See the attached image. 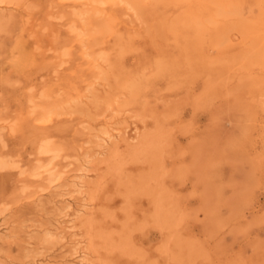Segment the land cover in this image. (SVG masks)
Returning a JSON list of instances; mask_svg holds the SVG:
<instances>
[{
  "label": "rangeland",
  "instance_id": "rangeland-1",
  "mask_svg": "<svg viewBox=\"0 0 264 264\" xmlns=\"http://www.w3.org/2000/svg\"><path fill=\"white\" fill-rule=\"evenodd\" d=\"M127 6L20 0L0 10V127H6L0 128V155L14 158L20 168L0 171V224L20 233L16 242L0 240V264H81L83 259L86 264H264V71L236 63L228 68L221 61H233L253 42L235 30L221 48L208 43L197 48L162 27L148 10L137 15ZM93 8L101 12L100 19L104 14L119 19L116 33L98 42L88 16L78 23L85 34L82 51L91 54L86 60H96L94 74L83 71L86 60L79 58L78 44L71 51L76 37L67 29L73 10ZM242 14L248 18L250 10ZM185 49L197 57L189 69L183 64ZM107 56L109 63L103 61ZM162 60L178 61L181 72L174 77L157 74L156 63ZM212 61L211 73L204 65ZM136 77L144 78V84L138 101L131 102L124 86ZM252 79H261V87L253 88ZM108 95L114 98L111 107L104 101ZM48 112V123L28 129L27 116ZM102 130L112 139L100 152L87 142ZM45 143L55 151L49 157L58 156L56 173H64L57 192L83 174L76 169L86 153L95 155L84 177L87 193L70 200L75 203L68 209L75 230L63 231L69 220L59 227L49 188L42 182L32 181L29 191H20L30 182L19 175L21 170L31 171L46 159L39 155ZM3 231L0 236L8 235ZM44 231L50 232L46 244ZM74 252L77 262L69 258Z\"/></svg>",
  "mask_w": 264,
  "mask_h": 264
},
{
  "label": "bare ground",
  "instance_id": "bare-ground-1",
  "mask_svg": "<svg viewBox=\"0 0 264 264\" xmlns=\"http://www.w3.org/2000/svg\"><path fill=\"white\" fill-rule=\"evenodd\" d=\"M26 1V0H25ZM64 2L66 1H74V2H80L83 0H61ZM89 3L91 4H99V5H112V6H117L121 3H125L126 5L130 6L129 9L134 10L137 15H142L145 14V12H148L150 14H152L153 16H156L159 18V23L162 27H164L165 29H168L171 33H173L175 36L178 37H182L183 40L185 41L184 43H190V41H192L194 44H196L197 48H201L202 46H204V44H211L212 46L221 48L222 46L226 45L228 43L227 37L230 34L231 31H239L242 35L243 38H246V40H251L253 42V46L249 47L248 49L245 50L244 53H242L241 55H239L236 59H234L233 61L227 60V59H221V61H223L224 65H227L228 68L233 67L234 64H241V66L251 69L254 68L255 66H258L261 68V70L264 71V0H87ZM20 0H0V10H4L5 8H8L9 6L15 5L16 3H19ZM119 2V3H118ZM50 6V5H49ZM127 6V7H128ZM34 7V6H33ZM37 8V7H36ZM50 8V7H49ZM248 8V10H250V15L248 18H243V14L242 11L243 9ZM74 9V8H73ZM7 10V9H6ZM27 10V9H25ZM37 10V9H36ZM55 10V9H54ZM148 10V11H147ZM9 11V10H7ZM6 12V11H5ZM31 12V11H30ZM257 12V14H256ZM48 14V13H47ZM101 14V12L99 10L96 9H90V10H78L75 9L73 10L70 14H69V19L71 21V23L68 26V32L71 35H74V37H76L74 40L71 41V51L74 52L75 47L77 46V44L80 46V51H78L80 53L79 58L82 61H85L88 57L91 56V54H88L82 51V49H84L86 47L83 38H85V34L82 33L81 29L78 26V23L82 22L84 23V20L86 19V17L88 16V20L90 25L92 26L91 28V36L92 37H96L95 40L96 42H98L99 39H101L102 37H106V36H111L113 34L116 33V26L119 23V19L117 16L115 15H106L104 14L101 19L99 17V15ZM51 15V14H50ZM49 15V19L50 16ZM62 15V14H61ZM56 17V16H55ZM53 17L52 19L55 20ZM59 18V17H58ZM27 20V18H25ZM29 19V18H28ZM57 19V18H56ZM99 19V20H98ZM25 20V21H26ZM58 20V19H57ZM3 17L0 18V32L3 31ZM61 21V20H60ZM127 21V20H126ZM129 21H131L129 19ZM27 24V21H26ZM26 27V26H25ZM32 30V29H31ZM52 35V34H51ZM55 36V34H54ZM238 36V35H237ZM237 38V37H236ZM125 40V39H124ZM154 40V39H153ZM116 45V44H115ZM245 46V45H244ZM248 46V45H247ZM185 47V46H184ZM209 47V46H208ZM187 48V47H186ZM50 49V48H49ZM201 50V49H199ZM212 50V49H211ZM77 52V53H78ZM88 52V51H87ZM106 52V51H104ZM210 52V51H209ZM66 55H69V51L65 52ZM63 54V53H62ZM228 56V55H227ZM217 57V56H216ZM231 57V56H230ZM193 59H197V57L188 50L185 49L184 52V60L183 64L186 66V69H189L190 66H192V61ZM218 59V58H217ZM106 62H111V59L109 56L103 58V61ZM175 60V59H174ZM179 60V59H178ZM100 61V60H99ZM170 61V62H169ZM173 60H162L156 63V71L157 74L159 75H168L171 77H174L176 75H178L181 71V64L178 63V61H173ZM96 62V60L90 61L89 59L85 61V66H82L83 71L85 70L86 72L89 73H93L95 72V68L96 66L94 65V63ZM215 64V62H207L204 66L205 68L209 69L208 72H213V65ZM64 65V63H63ZM61 67V65H59ZM58 66V67H59ZM95 66V67H94ZM61 69V68H60ZM101 70V69H100ZM55 72V70H54ZM243 72V71H242ZM220 73V71H219ZM218 74V73H216ZM54 75V74H53ZM210 78V77H209ZM43 79V78H42ZM57 79V78H55ZM94 79V78H93ZM73 80V79H72ZM98 80V79H97ZM96 81V79H95ZM144 82V78L142 77H136V78H132L128 83H126V85L124 86V89H126L130 95H131V102H137L138 98L136 96V94L143 88V83ZM263 81H261V79H252L250 84L252 85L253 88H260L261 84ZM98 84V83H97ZM208 84V82H207ZM94 85V84H92ZM91 85V86H92ZM264 85V84H263ZM88 86V87H91ZM98 86V85H97ZM101 86V85H100ZM103 86V85H102ZM87 88V87H86ZM91 89V88H89ZM87 90V89H86ZM41 91V90H40ZM90 92V91H88ZM59 93V92H58ZM86 93V91H85ZM91 93V92H90ZM89 93V94H90ZM42 94V93H41ZM44 95V94H42ZM41 95V96H42ZM91 95V94H90ZM46 96V95H45ZM59 96V94L57 95ZM56 96V97H57ZM89 96V95H88ZM44 97V96H43ZM119 97V96H118ZM122 97V94H121ZM41 98V97H40ZM83 98V97H82ZM87 98V97H86ZM117 98V97H116ZM80 99V98H79ZM78 99V100H79ZM85 99V97H84ZM118 99V98H117ZM206 99V97H205ZM208 99V98H207ZM36 100V99H35ZM75 99H73L74 101ZM77 100V99H76ZM75 100V101H76ZM87 100V99H86ZM120 100V99H119ZM71 101V103L73 102ZM88 101V100H87ZM103 101V100H102ZM104 101L106 102V104H108L109 107H111V104L114 101V98H112V96L106 97L104 99ZM208 101V100H207ZM77 102V101H76ZM161 102V100H160ZM69 103V102H67ZM207 103V102H206ZM117 104V103H116ZM65 105H67L65 103ZM69 105V104H68ZM86 107V106H85ZM96 109V108H95ZM32 110V109H31ZM54 110V109H53ZM57 111V109H55ZM116 112V111H114ZM128 112V111H127ZM126 112V113H127ZM105 113V112H104ZM118 113V112H116ZM115 113V114H116ZM120 113V112H119ZM78 114V112H77ZM81 114V113H80ZM121 114V113H120ZM49 112L47 115L45 114H41L38 117L32 118L31 116H27L26 121H27V127L29 130L31 131H36L35 129H38V124H46L49 121ZM79 115V114H78ZM83 115V114H81ZM80 115V116H81ZM104 114H102L103 117ZM85 116V114H84ZM105 116V115H104ZM117 116V115H116ZM120 116V115H119ZM87 117V116H85ZM97 117V116H96ZM135 117V116H134ZM134 119V118H132ZM89 120H91L89 118ZM111 120V119H109ZM108 120V121H109ZM126 120V119H125ZM131 120V119H130ZM125 122V121H124ZM116 123V122H115ZM85 125H88L86 123H83ZM81 125V124H80ZM83 125V126H85ZM135 125V124H134ZM89 126V125H88ZM104 126V125H103ZM113 126V125H112ZM82 127V125H81ZM114 127V126H113ZM120 127V125L118 126ZM243 127V126H242ZM1 128V127H0ZM103 129V127H101ZM105 128V127H104ZM110 128V127H109ZM6 129V127H2L1 130ZM84 129V127H83ZM89 129V128H88ZM136 129V128H135ZM91 130V129H89ZM88 130V131H89ZM107 130V128H106ZM103 131L100 135L101 136H96V135H92L94 137V139H96L97 143L94 141V139H91L88 143V146H94L95 149L97 148L98 151H104V146L106 145L105 143H107V139L109 138L110 140L112 139L111 133H109L108 131ZM128 130V129H127ZM137 130V129H136ZM135 130V132H136ZM41 131V130H40ZM92 131V130H91ZM89 131V132H91ZM93 132V131H92ZM97 132V130L95 131ZM101 132V131H100ZM99 132V133H100ZM117 132V131H116ZM120 132V131H119ZM118 132V135H119ZM127 132V131H126ZM125 132V133H126ZM158 132V131H157ZM90 134V133H89ZM137 134V133H136ZM91 136V137H92ZM125 136H127L125 134ZM116 137V136H115ZM154 137V136H153ZM160 137V136H159ZM242 137V136H241ZM90 138V137H89ZM88 138V139H89ZM50 139V138H49ZM53 139V138H52ZM55 139V138H54ZM114 139V138H113ZM117 139V138H116ZM160 139V138H159ZM164 139V138H163ZM3 140V134L0 133V141L2 143ZM64 140V139H63ZM131 140V139H130ZM109 141V140H108ZM136 141V139L134 140V142ZM110 142V141H109ZM104 143V144H103ZM179 143V142H178ZM86 144V143H85ZM108 144V143H107ZM157 145V144H156ZM40 146V145H39ZM115 146V145H114ZM135 146V144H134ZM87 147V146H86ZM137 147V145H136ZM108 148V146H107ZM106 148V149H107ZM114 148V147H113ZM90 150V149H89ZM88 150V151H89ZM119 151V150H118ZM232 151V150H231ZM87 152V151H86ZM134 151H131V153ZM137 152V151H136ZM134 152V153H136ZM151 152V151H150ZM55 153V151L51 148L50 143H45L44 145H42L39 148V155L40 156H44L46 157L45 160H40L37 165L34 164V168L31 171H23L21 170L20 174L21 176H26L27 179L30 180V182L26 185H22V187L20 189L21 193L22 192H26L29 191L32 187H31V182L32 181H37V182H42L44 185H46L47 188H49V194H50V202L49 204L52 206L53 211L56 213L55 217H56V222L58 223L59 227L63 225V223H67V220H71L70 218V208H72V203L70 202V200H73L74 194H83L82 191L83 188L85 187L86 183H85V179L84 177L86 176V173H88V166H90L89 164L91 163V160L93 158H95V153L93 154L94 156H92L91 151L86 153L84 156L83 161H80L78 167L76 170H78V173H83L80 176H73V179L70 182V185H67L66 182V186H68L69 188H62L63 190L60 192H57V190L59 191L61 188V185H57L58 182H60L61 178L64 176V173H56V169L54 166V161L58 158L57 155H53L51 157H49V155ZM99 154V153H98ZM97 154V155H98ZM102 154V153H101ZM177 154V152H176ZM180 154V153H179ZM199 154V153H198ZM84 155V154H83ZM103 155V154H102ZM139 155V154H138ZM143 155V154H142ZM101 157V155H99ZM83 157V156H81ZM97 158V157H96ZM110 158V157H109ZM140 158V157H139ZM14 158L11 159V157L7 156H2L0 155V171H6V170H17L20 169L19 168V164L17 162H15L13 160ZM64 159V158H63ZM66 159H70V158H66ZM72 159V157H71ZM70 159V160H71ZM77 159V158H76ZM100 159V158H99ZM78 160V159H77ZM94 160V159H93ZM151 160V159H150ZM154 160V159H153ZM226 160V159H225ZM38 161V160H37ZM145 161V160H143ZM198 161V160H196ZM135 162V161H134ZM150 162V161H149ZM157 162V161H156ZM152 163V162H151ZM157 164H159L157 162ZM215 166V164H213ZM217 165V164H216ZM72 164L69 166H65V168L67 170H69V167H71ZM160 166V165H159ZM26 167H23V169ZM215 168V167H214ZM22 169V168H21ZM25 170V169H24ZM91 170V169H90ZM150 170V169H149ZM171 172V171H170ZM90 173V172H89ZM95 173V172H94ZM256 173V172H255ZM74 174H76L74 172ZM120 174V173H119ZM77 175V174H76ZM79 175V174H78ZM96 175V174H95ZM88 176V175H87ZM125 177V176H124ZM87 178V177H86ZM90 178V177H89ZM88 178V179H89ZM127 178V176H126ZM69 179V178H68ZM66 180V179H65ZM92 180V179H90ZM62 181V180H61ZM68 181V180H67ZM65 182V181H64ZM92 182V181H91ZM186 182V181H185ZM21 184V183H19ZM61 184V183H59ZM69 184V183H68ZM94 184V183H93ZM64 185V183L62 184ZM96 186V185H95ZM206 188V187H205ZM92 191V190H91ZM86 192V190L84 191ZM120 192V191H119ZM87 193V192H86ZM24 195V194H23ZM43 198L45 197V193L43 194ZM79 195V196H80ZM193 195V194H192ZM35 196V195H34ZM48 196V195H47ZM85 196V195H84ZM83 196V197H84ZM87 196V194H86ZM33 197V196H32ZM37 197V196H36ZM41 197V195H40ZM39 200L43 199V198H39V196L37 197ZM36 198V199H37ZM80 198V197H79ZM82 198V197H81ZM47 199V198H46ZM46 199L44 200L46 202ZM78 199V198H76ZM75 199V200H76ZM85 199V198H84ZM35 200V198H34ZM83 200V199H82ZM78 201V200H76ZM27 203V201H25ZM29 202V201H28ZM43 202V200H42ZM85 202V200L82 201V203ZM92 202V201H91ZM67 203V204H65ZM24 204V202L22 203ZM31 205V203H28ZM75 204V203H73ZM6 205V204H5ZM29 205V206H30ZM38 205L40 206V204L38 203ZM77 205V204H76ZM82 205V204H81ZM7 206V205H6ZM16 206V205H15ZM22 206V205H21ZM38 206V207H39ZM86 206L88 207V205L86 204ZM85 206V207H86ZM24 207V206H23ZM34 207V206H33ZM32 207L33 210H35ZM37 207V206H36ZM48 207V206H47ZM76 207V206H75ZM79 207V206H78ZM5 206H3L2 209H4ZM27 208V207H26ZM16 209V208H15ZM28 209V208H27ZM39 209V208H37ZM81 209V208H80ZM19 210V209H18ZM65 210H67L69 213H65ZM82 210V209H81ZM159 209H157V216H161V214L158 212ZM78 211V210H77ZM76 211V212H77ZM4 212V211H2ZM6 212V211H5ZM11 212V211H10ZM17 212V211H16ZM26 212V211H25ZM48 212V211H47ZM79 212V211H78ZM37 213V212H35ZM39 213V212H38ZM72 213V212H71ZM83 213V212H82ZM81 213V214H82ZM125 213V212H124ZM241 213V212H239ZM11 214V213H9ZM14 214V213H12ZM11 214V215H12ZM19 214V213H18ZM18 214L16 216H18ZM46 214V213H45ZM78 214V213H77ZM234 214V213H233ZM236 214V213H235ZM6 215V214H5ZM8 215V214H7ZM24 215V213H23ZM35 215V214H34ZM85 215V214H84ZM41 216V215H40ZM43 216V215H42ZM73 216V215H72ZM80 216V215H79ZM78 216V217H79ZM13 217V216H12ZM11 217V218H12ZM15 217V215H14ZM21 217V216H20ZM28 217V216H26ZM46 217V216H45ZM81 217V216H80ZM245 217V216H244ZM243 217V218H244ZM4 218V217H2ZM8 218V217H6ZM16 218V217H15ZM37 218V217H36ZM47 218V217H46ZM73 218V217H72ZM76 218V217H74ZM73 218V219H74ZM1 219V218H0ZM23 219V218H22ZM34 219V218H33ZM80 219V218H78ZM9 220V219H8ZM7 220V221H8ZM14 220V219H13ZM11 220V221H13ZM28 220V219H27ZM68 221L67 225L72 223V221ZM77 220V219H76ZM4 221V220H3ZM16 221V220H15ZM20 221V218H19ZM32 221V220H31ZM39 221V220H38ZM53 221V220H52ZM78 221V220H77ZM156 221V220H155ZM1 222V221H0ZM14 222V221H13ZM74 222V221H73ZM2 223V222H1ZM6 223V221H5ZM12 223V222H11ZM29 223V222H28ZM56 223V224H57ZM75 223V222H74ZM24 224V223H23ZM21 224V225H23ZM31 224V223H29ZM38 224V223H37ZM48 224V223H47ZM73 224V223H72ZM8 225V224H7ZM16 224H14L13 226H15ZM19 224V226H21ZM25 225V224H24ZM55 225V224H54ZM56 225V226H58ZM66 226L62 229L63 231H65V229L67 230H73L74 229V225L72 226ZM12 226V224H11ZM10 226V227H11ZM17 226V225H16ZM39 226V224H38ZM48 226V225H47ZM52 226V225H51ZM50 226V227H51ZM64 226V225H63ZM22 227V226H21ZM230 227V226H229ZM28 228V227H27ZM26 228V229H27ZM32 228V227H31ZM30 228V229H31ZM61 228V227H60ZM36 229H39L36 227ZM5 231V230H9L7 229V227L3 224H0V232L1 231ZM55 230V229H53ZM59 230V229H58ZM57 230V231H58ZM75 230V229H74ZM79 230V229H78ZM3 231V233H4ZM28 231V230H27ZM47 231V230H46ZM61 231V230H60ZM58 231V232H60ZM174 231V230H173ZM225 231V228H224ZM36 232V231H35ZM45 232V231H44ZM52 232V231H51ZM7 233V232H6ZM26 233V232H24ZM29 233V232H27ZM46 233V232H45ZM43 233L45 235V238L43 241L49 243V237H50V232L49 233ZM53 233V232H52ZM74 233V232H73ZM263 233V232H262ZM5 234V233H4ZM20 234V233H19ZM19 234L17 232L14 231H8V235L5 236H0V240L2 239H8L10 242V239L14 240V242H16ZM32 234V233H31ZM37 234V233H36ZM42 234V233H41ZM40 234V235H41ZM62 234V232H61ZM64 234V233H63ZM62 234V235H63ZM72 234V233H71ZM75 234V233H74ZM2 235V233H1ZM44 235H42V237H44ZM54 235V233H53ZM59 235V234H58ZM68 235V234H67ZM52 236V235H51ZM69 236V235H68ZM67 236V237H68ZM212 236V235H211ZM22 237V236H21ZM20 237V238H21ZM57 237V236H56ZM62 237V236H60ZM73 237V235H72ZM213 237V236H212ZM33 238V237H31ZM79 238V237H78ZM127 238V237H126ZM38 240H40V238H37ZM55 240L57 238H54ZM53 239V240H54ZM59 239V238H58ZM65 237H63L62 240L63 242L65 241ZM70 239V238H69ZM23 240V239H21ZM19 240V241H21ZM33 240V239H32ZM51 240V239H50ZM59 240L60 243H62ZM80 240H83V237ZM24 241V240H23ZM67 241V240H66ZM69 241V240H68ZM73 244H78L80 245L81 242L80 241H76V240H70ZM7 242V240H6ZM4 241V243H6ZM13 242V241H11ZM28 242V241H26ZM34 242V241H33ZM32 242V244H33ZM40 243L42 242V239L39 241ZM59 242L58 245L59 246ZM35 243V242H34ZM44 243V242H43ZM24 244V242H23ZM31 244V243H28ZM54 244V243H53ZM65 244V243H64ZM194 244V243H193ZM7 245V244H6ZM9 245V244H8ZM13 245V243L11 244ZM26 245V244H25ZM36 245V244H35ZM41 245V244H40ZM39 245V246H40ZM51 246V244H48ZM56 245V244H55ZM75 245V246H76ZM30 245H28L29 247ZM34 246V245H33ZM42 246V245H41ZM53 246V245H52ZM66 246V245H65ZM72 246V245H71ZM74 246V247H75ZM31 247V246H30ZM56 247V246H55ZM64 247V246H63ZM192 247V246H191ZM24 247L21 248V250ZM32 248V247H31ZM40 248V247H39ZM44 248V247H43ZM42 248V249H43ZM49 248V246H48ZM85 248V247H84ZM1 249V248H0ZM4 249V248H3ZM27 249V248H25ZM46 249V248H45ZM56 250V248H53ZM67 249V248H65ZM73 250V248H71ZM77 249V248H76ZM80 249V248H79ZM189 249V248H188ZM41 250V249H40ZM52 250V248L50 249ZM59 250V249H58ZM61 250V249H60ZM75 250V249H74ZM78 250V249H77ZM86 250V248H85ZM88 250V249H87ZM86 250V251H87ZM2 251V250H1ZM0 251V252H1ZM5 251H9L7 249H5ZM38 251V250H36ZM36 251L34 253H36ZM43 251L45 252V250L43 249ZM54 251V250H53ZM76 251V250H75ZM84 251V250H83ZM10 252V251H9ZM17 252H19V250H17ZM23 252V251H21ZM44 252L43 255L45 254ZM48 252V250H47ZM51 252V251H49ZM69 252V251H68ZM79 252V251H77ZM82 252V250H81ZM147 252V251H146ZM198 252V250H197ZM200 252V251H199ZM6 253V252H5ZM24 253V252H23ZM33 253V254H34ZM41 253V256H42ZM60 253V252H59ZM67 253V252H66ZM80 253V252H79ZM84 253V252H83ZM161 253V252H160ZM182 253V252H181ZM194 253V252H193ZM22 254V253H21ZM20 254V255H21ZM32 254V255H33ZM49 254V253H48ZM86 254V253H85ZM84 254V255H85ZM88 254V253H87ZM141 254V253H140ZM198 254V253H195ZM209 254V253H208ZM3 255V254H2ZM17 255V254H16ZM19 255V256H20ZM39 255V254H38ZM46 255V254H45ZM50 255V254H49ZM55 255V254H54ZM62 255V254H61ZM79 254H75L72 253L69 255V258L72 259L73 261H78L79 256H77ZM83 255V254H82ZM233 255V254H232ZM31 256V255H30ZM48 256V255H46ZM89 256V255H88ZM87 256V257H88ZM91 256V255H90ZM176 256V255H174ZM205 257H207L206 255H204ZM22 257V256H21ZM35 257V255L33 256ZM38 257V256H36ZM53 257V256H52ZM55 257V256H54ZM59 258V255L57 256ZM56 257V258H57ZM64 257H67L64 256ZM86 257V259H87ZM217 257V256H216ZM10 257H7V259ZM26 258V257H25ZM32 258V257H31ZM57 258V259H58ZM174 258V257H173ZM193 258V256H192ZM11 259V258H10ZM13 259V258H12ZM22 259V258H21ZM30 259V258H28ZM45 259V258H44ZM61 259V257L59 258ZM63 259V258H62ZM68 259V258H67ZM116 259V258H114ZM119 259V258H118ZM37 260V259H36ZM40 260V259H39ZM47 260V259H46ZM56 260V259H55ZM120 260V259H119ZM10 261V260H9ZM13 261V260H12ZM50 261V260H49ZM53 261V260H52ZM65 261V258H64ZM63 261V262H64ZM85 261L87 260H81L79 261L81 264H84ZM11 262V261H10ZM18 262V261H17ZM22 262V261H21ZM20 262V263H21ZM26 262V261H24ZM36 262V261H35ZM40 262V261H39ZM42 262V261H41ZM47 262V261H46ZM78 262V263H79ZM110 262V261H109ZM130 262V261H129ZM191 263V261H189ZM193 262V261H192ZM13 263V262H12ZM33 263V262H32ZM43 263V262H42ZM56 263V262H54ZM62 263V262H61ZM108 263V262H107ZM134 263V262H133ZM140 263V262H139ZM152 263V262H150ZM9 264V263H8ZM17 264V263H16ZM23 264V263H21ZM31 264V263H30ZM38 264V263H37ZM47 264V263H46ZM51 264V263H48ZM60 264V262H59ZM68 264V263H66ZM75 264V263H74ZM86 264V263H85ZM89 264H91L89 262ZM137 264V263H136Z\"/></svg>",
  "mask_w": 264,
  "mask_h": 264
}]
</instances>
